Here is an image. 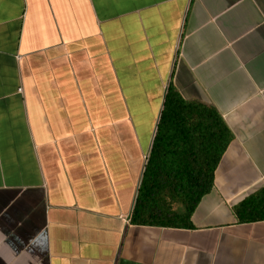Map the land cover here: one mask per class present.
<instances>
[{
  "label": "crops",
  "instance_id": "1",
  "mask_svg": "<svg viewBox=\"0 0 264 264\" xmlns=\"http://www.w3.org/2000/svg\"><path fill=\"white\" fill-rule=\"evenodd\" d=\"M169 85L233 133L192 227L131 215ZM264 0H0V264H264Z\"/></svg>",
  "mask_w": 264,
  "mask_h": 264
},
{
  "label": "trees",
  "instance_id": "2",
  "mask_svg": "<svg viewBox=\"0 0 264 264\" xmlns=\"http://www.w3.org/2000/svg\"><path fill=\"white\" fill-rule=\"evenodd\" d=\"M233 140L223 116L212 106L186 101L167 88L152 149L131 222L192 227V215L214 187L221 158ZM243 221L264 219V188L235 206Z\"/></svg>",
  "mask_w": 264,
  "mask_h": 264
}]
</instances>
